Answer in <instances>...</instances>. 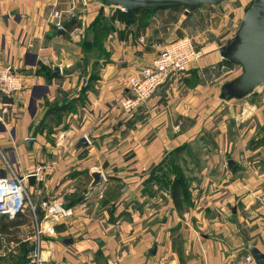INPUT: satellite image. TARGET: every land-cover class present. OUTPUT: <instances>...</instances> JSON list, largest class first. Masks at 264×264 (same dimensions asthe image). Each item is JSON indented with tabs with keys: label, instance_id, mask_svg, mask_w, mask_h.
I'll use <instances>...</instances> for the list:
<instances>
[{
	"label": "crops",
	"instance_id": "1",
	"mask_svg": "<svg viewBox=\"0 0 264 264\" xmlns=\"http://www.w3.org/2000/svg\"><path fill=\"white\" fill-rule=\"evenodd\" d=\"M230 4L224 22L245 1ZM207 6L188 14L193 23ZM166 9L138 31L116 17L102 42L109 54L91 60L82 38L107 15L103 0H0V62L23 80L9 99L0 95V176L50 165L28 179L35 215L0 214V264H32L37 250L42 264H257L246 257L264 243V84L237 100L216 89L236 68L220 48L240 16L138 111L112 107L129 76L187 30L186 17L166 19L178 8ZM54 199L73 215L45 230L40 205Z\"/></svg>",
	"mask_w": 264,
	"mask_h": 264
},
{
	"label": "built area",
	"instance_id": "2",
	"mask_svg": "<svg viewBox=\"0 0 264 264\" xmlns=\"http://www.w3.org/2000/svg\"><path fill=\"white\" fill-rule=\"evenodd\" d=\"M199 57L200 51L195 47L192 38L182 36L169 41L151 63L144 65L138 72L129 76V86L126 93L117 100L116 107L127 114L136 112L171 77L179 76L187 71ZM22 88L23 80L20 76L13 71L10 65L0 62V94L13 96ZM7 111L8 108L5 107L4 112ZM49 168L48 164H38L32 172L22 176L17 174L0 176V214L15 219L28 208L35 215L38 206L30 198L27 189L28 179L35 176L37 180H40ZM40 206L44 208L46 220L50 225L45 230L53 231L54 226L60 220H65L73 215L71 208L64 206L60 199L42 202ZM43 232L44 229L38 224L36 233L39 240ZM260 250L264 255V244ZM246 258L248 261L253 260L251 255ZM31 262L32 264H42L43 255L40 250L35 251Z\"/></svg>",
	"mask_w": 264,
	"mask_h": 264
},
{
	"label": "water",
	"instance_id": "3",
	"mask_svg": "<svg viewBox=\"0 0 264 264\" xmlns=\"http://www.w3.org/2000/svg\"><path fill=\"white\" fill-rule=\"evenodd\" d=\"M225 0H108V4L120 7L125 11L161 8L184 7L185 14L201 9L205 5L220 4ZM220 52L224 59L239 64L242 72L233 80L224 84L225 92L222 98H243L253 93L264 84V0H253L245 12L233 37L221 46ZM82 67L78 61L70 70ZM59 67L54 68L53 74L60 73ZM88 141L82 138L79 145H86ZM232 164V161L229 162ZM94 183L102 181L101 174L94 175ZM36 179L31 176L29 180ZM250 252L257 264H264V255L258 247L251 246Z\"/></svg>",
	"mask_w": 264,
	"mask_h": 264
},
{
	"label": "rangeland",
	"instance_id": "4",
	"mask_svg": "<svg viewBox=\"0 0 264 264\" xmlns=\"http://www.w3.org/2000/svg\"><path fill=\"white\" fill-rule=\"evenodd\" d=\"M232 1L233 0H225L222 3H220V4H212V5H209V6L205 7V8H207L206 11H204V13H203L205 16L202 17L204 20L202 21V20H200L201 18H199V19L195 18V19H193L195 21V23H193L191 21V19L189 18L188 15L185 16V14L182 13L183 10L185 12L184 7L178 8L179 11H177V14L175 16L168 15L166 17V19H167V21H174L176 23V21H178L180 19H183V17H186L185 20H184V23L182 24V29L187 28V30L180 31L178 29L179 32L177 31L174 34V36L172 37V39H170V41L174 40L176 38H180L182 36H187V37L192 38L195 47L197 48V50L200 51V57H201L202 56V50H206V47L210 43L213 42L212 39H215V40H217L219 42L222 41L223 32H222L221 28L222 27L224 28V26L225 27L228 26V28H231V30L233 28H235V24L236 23H234V21H235L234 18H238L240 16V19H242L244 14H245V12L247 11V9L250 7V5L253 2V0H244L245 1V6L242 8V10L241 11H234V13H232L233 16L231 18H232L233 22L229 18L224 22V17H225L224 15L227 14L229 16V13L233 9V7H232L233 4H230V2H232ZM103 3L108 6L109 11H108V13H107V15L105 16L104 19L101 18L99 20V25L101 27L105 28L106 30L105 31L99 30L98 33H95V31H94L95 28L92 25L90 27V29L87 32H85V34H84V36L82 38L83 45L85 47H87L86 48V55L89 58H91V60H92V58L102 57V55L109 54V52L107 50V46L102 44V42L104 41V39L107 37V35L109 33L114 32L116 30L115 29V22L117 21V18L114 17V19H112V17H113L112 15L116 16L119 12L124 11L120 7L109 5L108 4V0H103ZM227 4L229 5V8L228 9H224L225 5L227 6ZM241 4H242V2H240L239 5H238L239 9H240ZM173 11L174 10H170L169 12H173ZM200 11H202V8L189 13V15L197 14ZM154 12H155V10H154ZM151 14L152 13L142 12V13L137 14L136 15V19L133 20V21H127L125 19H123V20L119 19V20H120V23H122L123 26H125L124 30H128L127 28H132V30L138 31V30H141L143 27H145L148 24L149 16ZM219 16L221 17V19L219 18ZM239 23L240 22H237V27L239 26ZM211 27H213V30L210 29ZM119 30L122 31V29H119ZM236 30H237V28H236ZM183 32H185V34L181 36V34ZM233 34H235V33L233 32ZM87 40L89 41V43L91 42L93 44L92 45H86L85 43L88 42ZM167 42H169V41H167ZM219 42H217V43H219ZM235 67L236 68H234V69L228 68V70H227L228 73L225 74L224 77L220 80V82H222V84H217V86H216L217 96H219L222 92L226 91V89H224V87H223L225 83L233 80L234 78H236L237 76H239L241 74L242 67L239 64H236ZM81 68H79V69H81ZM76 70H78V69H76ZM94 76H95V74H94ZM125 92H126V89L123 90L122 94H124ZM2 96H4V95H2ZM4 97L9 99L8 97H11V96H4ZM233 99L237 100L239 98H232V99H228V100H233ZM223 101H225V100H223ZM115 104H116V102H115ZM115 104H112L113 108L116 107ZM144 104H146V103H144ZM57 105H59V104H57ZM138 109H140V108H138ZM89 133H90L89 130H85V132L83 133V136L79 139V143H80L82 138H86L87 141L90 140V134ZM77 136L78 135L75 134V138ZM166 182H168V180ZM174 182H176V179H175ZM174 182L170 183V184H174ZM185 185H186V182H185ZM189 186H190V183H188V187ZM185 189L187 190V188H185ZM206 196L208 197V192H207ZM176 198H177V196H175V200H176ZM205 200L206 199H204L203 201H205Z\"/></svg>",
	"mask_w": 264,
	"mask_h": 264
},
{
	"label": "trees",
	"instance_id": "5",
	"mask_svg": "<svg viewBox=\"0 0 264 264\" xmlns=\"http://www.w3.org/2000/svg\"><path fill=\"white\" fill-rule=\"evenodd\" d=\"M174 8H180V7H174ZM154 10H149V9H139V10H129V11H122V12H119L116 16H113L112 19H114V17H118V19H125L127 21H133L136 19V15L139 14V13H142V12H147V13H152ZM103 19V17H99L94 23H93V26L95 28V33H98L99 30H103L105 31L106 29L101 27L99 25V20L100 19ZM105 18V17H104ZM144 25V24H143ZM88 41V40H87ZM86 45H92L93 43H89V41L87 43H85Z\"/></svg>",
	"mask_w": 264,
	"mask_h": 264
}]
</instances>
